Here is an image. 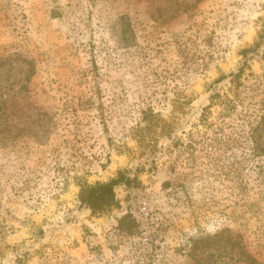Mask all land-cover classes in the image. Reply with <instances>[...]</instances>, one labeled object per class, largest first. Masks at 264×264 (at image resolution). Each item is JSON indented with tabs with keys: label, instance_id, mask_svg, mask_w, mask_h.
<instances>
[{
	"label": "rangeland",
	"instance_id": "374dc122",
	"mask_svg": "<svg viewBox=\"0 0 264 264\" xmlns=\"http://www.w3.org/2000/svg\"><path fill=\"white\" fill-rule=\"evenodd\" d=\"M0 264H264V0H0Z\"/></svg>",
	"mask_w": 264,
	"mask_h": 264
},
{
	"label": "trees",
	"instance_id": "16d2710c",
	"mask_svg": "<svg viewBox=\"0 0 264 264\" xmlns=\"http://www.w3.org/2000/svg\"><path fill=\"white\" fill-rule=\"evenodd\" d=\"M240 74L233 75V85L237 90L239 89ZM261 125L253 131L254 140L258 142L261 130ZM120 183H131L128 177H118L109 182H97L89 184L87 182L80 183V192L78 194V201L81 206L91 209L94 213L106 211L112 207H117L119 201L116 197L115 186ZM132 215H126L121 219L119 231L122 233L133 235L137 232V225L134 220H131Z\"/></svg>",
	"mask_w": 264,
	"mask_h": 264
}]
</instances>
